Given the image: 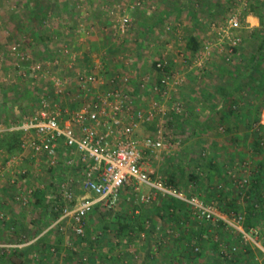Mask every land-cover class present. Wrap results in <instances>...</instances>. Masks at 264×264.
Masks as SVG:
<instances>
[{
  "label": "rangeland",
  "instance_id": "1",
  "mask_svg": "<svg viewBox=\"0 0 264 264\" xmlns=\"http://www.w3.org/2000/svg\"><path fill=\"white\" fill-rule=\"evenodd\" d=\"M159 1L0 0V123L17 124L38 110L40 98L53 94L57 78L73 89V73L79 70L127 76L124 90L134 99L136 108H145L154 97L150 91L157 82L154 65L163 62L172 74L183 77L174 94L182 114H175L172 124H163L173 146L162 150V160H147V167L161 174L166 183L168 175L175 171L177 189L207 203L201 184L211 175L200 165L207 158L217 162V148L227 137L218 124L216 112L222 107V95L217 89H231L238 81L234 98L240 99L244 108H260L259 125L254 124L252 129L264 124V88L252 92L248 86L254 68L252 60L264 43V0ZM30 3L38 20L28 17ZM91 12L96 19L87 17ZM123 19L127 21L122 31ZM233 19L238 23L236 28L229 23ZM191 38L198 45L195 52L190 49ZM94 39L96 45L92 44ZM17 42L21 52L30 56L28 62L10 54V46ZM157 45H163V50L157 51ZM64 47L67 52L59 53L58 49ZM38 63L46 78L41 77V72L32 74L31 66ZM260 68L264 74V63ZM58 99L62 108H70L67 100ZM165 111L159 122L167 120L168 108ZM209 111L211 117L205 119ZM156 123L142 125L135 137L140 140L151 136ZM236 123L239 131L232 137L245 131L244 119ZM190 133H196L191 140L194 148L189 142ZM58 155L61 161L65 157L75 160L71 152L61 150ZM31 158L20 147L11 155L0 148V188L5 185L11 189L8 176L20 174L14 183L19 188L0 192V264H264L261 225L254 228L253 234H247L246 244L234 232L216 229L213 224L202 229L211 224L182 203L184 212L177 217H161L162 213L155 209L164 200L162 196L145 202L130 187L119 191L112 208L91 212L83 222V234L78 235L70 217L59 218L53 208L64 204L58 200L57 184L70 181L75 199L69 208L75 209L82 197L79 175L75 169L62 168L60 164L49 168L44 156ZM249 163L247 160L243 167L245 177L252 168ZM75 165L81 166L77 161ZM21 171H25L23 175ZM20 177L28 180L25 187L35 189L28 206L15 200L16 192L24 188ZM209 185L215 186L212 182ZM147 191L141 189L144 194ZM38 195L41 199L37 202ZM128 219L133 222L119 234L111 227ZM192 223L202 231L200 238L190 237L192 243L187 250L178 225L188 232ZM104 231L113 244L110 248L97 244L93 249L86 248L88 241L101 240ZM195 246L200 253L196 259L189 252ZM19 251L23 254H16Z\"/></svg>",
  "mask_w": 264,
  "mask_h": 264
},
{
  "label": "built area",
  "instance_id": "2",
  "mask_svg": "<svg viewBox=\"0 0 264 264\" xmlns=\"http://www.w3.org/2000/svg\"><path fill=\"white\" fill-rule=\"evenodd\" d=\"M126 21L121 20L122 31ZM229 23L231 27H238L234 19ZM20 46L18 42L13 43L10 54L20 61L28 62L31 58L21 52ZM58 52L67 51L64 47ZM154 67L157 82L150 88L154 97L145 108H136L134 99L124 90L129 81L127 76L110 77L103 71L99 74L79 70L73 73V91L65 86L62 79L57 78L53 94L40 98L38 110L17 124L3 126L0 123V133L21 132V150L29 152L34 160L44 156L49 168L60 164L62 168L75 169L80 177L78 190L82 194L81 199L75 209L70 210L69 204L75 199L72 193L74 188L69 185L70 181H59L56 192H59L58 200L64 204L59 203L53 210L59 218L70 217L78 235L83 234V222L95 207L112 208L119 199V191L130 187L145 202L155 196H162L182 203L205 222L222 223L239 232L246 241L247 233L241 227L242 215L226 214L214 203H204L196 196L186 195L167 185L161 174L147 167V160H162V150L172 145L163 124H169L172 114H182L181 103L174 98V94L183 83V77L172 74L163 62H156ZM41 70L40 63L31 66L34 75ZM44 75L41 72L42 78H46ZM57 98L61 102L66 98L68 103L77 107L64 109L56 102ZM167 108L170 113L167 112V120L159 122L166 115ZM153 121L157 123L152 135L138 140L135 136L141 126ZM61 150L71 152L75 160L65 157L61 161L58 155ZM75 161L81 165L79 168H76ZM9 181L14 184L15 176ZM141 189L148 191L144 194ZM34 193V188L25 187L22 192H16L15 200L22 206H28Z\"/></svg>",
  "mask_w": 264,
  "mask_h": 264
},
{
  "label": "trees",
  "instance_id": "3",
  "mask_svg": "<svg viewBox=\"0 0 264 264\" xmlns=\"http://www.w3.org/2000/svg\"><path fill=\"white\" fill-rule=\"evenodd\" d=\"M28 17L30 20H38V13L34 11L33 6L28 4ZM38 33V31H35ZM190 49L195 52L198 49L194 38L190 39ZM263 49L264 43L259 46L258 55L252 60L254 68L252 69V75L249 74L248 86L252 92L257 90H263L264 88V74L261 72V65H263ZM236 81L231 89L218 88L217 93L222 95L221 97V109L216 112L219 114L218 124L222 127L221 133L230 137L229 143L220 144V148H217L216 159L217 162L207 158V161L202 163L200 166L203 171L209 172L208 178H206V183L201 184V189L203 190V195L205 200L209 201L207 203H214L218 206L220 211L226 214H240L242 215L241 227L243 231L247 234H253L254 228L258 225H261L264 229V124L260 125L258 129H252L254 124L259 125V111L253 106H244L241 105L240 99L234 98L232 95L234 93L233 89H238L236 86L238 84ZM253 84V86L250 84ZM236 85V86H235ZM77 105H71L70 108L74 109ZM264 107V104L261 105ZM258 111V112H257ZM173 115V114H172ZM175 119L176 116L174 115ZM239 118L244 119V128L245 131L243 134L232 137L233 130L238 128L236 122L239 121ZM264 118V111H263ZM196 133H193L194 137ZM231 135V136H230ZM0 148L4 149L9 155L13 154L16 150L19 149L21 144V132L11 131L0 134ZM192 143V142H191ZM192 143V147L194 148ZM241 148V150H240ZM204 150L202 149L201 152ZM249 151V152H248ZM201 152L199 155H202ZM247 160L252 163V168H250L249 174L245 177L243 173V167ZM249 163V164H250ZM198 164H196L197 166ZM244 165V166H243ZM192 180L195 182L196 177L191 173ZM175 178V171L170 173L166 178L167 185L177 188ZM212 180V181H211ZM214 183L215 186L211 187V184ZM222 182V183H221ZM209 183V184H208ZM37 202L41 199V196H37ZM164 200L160 203V206H156V213L161 214V217H177L180 212H184L181 208V203H177L175 200L170 198H163ZM215 202H213V201ZM185 206V205H183ZM106 209L104 207L97 206L94 210ZM133 221L131 219L125 220V224L118 223L117 225H111L113 229H116V232L119 234L122 230L127 229ZM193 224V223H192ZM216 229H226L227 231L234 232L239 238L242 239V235L239 232L233 231L230 228H227L222 223L213 224ZM180 228V236L185 244L184 249L188 250V246L192 243V238L190 237L195 235V237L200 238V232L203 228L212 227L202 226V229L198 230L195 227V224L191 227L190 231H186L183 226L178 225ZM106 227H104L105 229ZM194 229V230H193ZM198 233L196 234V232ZM255 235V234H254ZM189 240V242H188ZM243 240V239H242ZM180 241V240H179ZM244 241V240H243ZM89 246L86 248H94L97 244L99 247L106 246L110 248L113 244L109 242L107 234L104 231V234L101 237V240L88 241ZM245 242V241H244ZM246 243V242H245ZM247 244V243H246ZM198 247V245H196ZM195 246V247H196ZM196 247V248H197ZM190 255L194 256L196 259L200 256V253L195 248H190ZM15 251V250H14ZM193 253V254H192ZM16 254H23L22 251L17 252ZM93 254V253H92ZM19 264H23L20 262Z\"/></svg>",
  "mask_w": 264,
  "mask_h": 264
},
{
  "label": "crops",
  "instance_id": "4",
  "mask_svg": "<svg viewBox=\"0 0 264 264\" xmlns=\"http://www.w3.org/2000/svg\"><path fill=\"white\" fill-rule=\"evenodd\" d=\"M107 1H109V0H107ZM161 1H162V0L159 1L160 4H162ZM163 2H164V1H163ZM109 3H110V2H109ZM92 12H94V11H92ZM92 12L89 13L87 17H88V18H89V17H92V19H96L95 16H92V15H93ZM33 34H34V33H33ZM62 34H63V33H62ZM94 35H97V34H94ZM93 41H95V39L92 40V44H93V45H96V43H94ZM163 48H164L163 45H161V47H160V45H157V48H156V49H157V51H161V49L163 50ZM142 69H143V68H142ZM73 70H75V69H73ZM72 82H73V81H72ZM70 90L73 91V89H71V88H70ZM175 93H176V92H175ZM174 97H175V96H174ZM63 100H67V99H66V98H63ZM189 101H190V99H189ZM67 102H69V101H67ZM69 105L71 106L70 103H69ZM211 114H212V112H210V111H209L207 114H205V119H206V118L209 119V117H211ZM173 115H175V114H173ZM173 115H171V116H173ZM173 119H174V118L171 117V120H170V123H171V124H172L171 121H172ZM208 119H207V120H208ZM207 122H208V121H207ZM220 128H221V130H222V127H220ZM237 131H239V128H237L236 130H233L232 134H234V133L237 132ZM200 133L202 134V131H201V130H200ZM192 134H193V133H190V136L188 137L189 140H190L189 142H193V141H191V140H193V139L195 138V135H194V137H193ZM224 140H225V142L222 143V144L229 143L230 137H229V136L224 137ZM177 142L181 144L182 141H177ZM178 143H177V144H178ZM8 162H9V160H8ZM8 162H7V163H8ZM8 164H9V163H8ZM15 172H16V170H15ZM21 172H22V171H21ZM2 174H3V173H2ZM18 175H20V174L17 172V173H16V176H15V180H16V182H18V181H17V180H18V179H17V178H18ZM22 175H23V174H22ZM0 176H1V175H0ZM13 176H14V175H13ZM13 176L9 175V176H8L9 178H8V180H7V182L10 183V185H9V184H8V185L10 186V188H11V186H12V188H11V189L6 188L7 186L4 185L3 188H2V187L0 188V192H12L13 188H18V187H19L18 184H17V185H16V184H12L11 181H9V180H11V179L13 178ZM24 177H25V175H24ZM22 178H23V177H20L19 179H20V182H22V181L24 182V183H23V187L25 188V186H27V183H26V182H27L28 180L25 179V178H24V179H22ZM1 179H2V178H0V181H1ZM30 184H31V183H29L28 185H30ZM24 185H25V186H24ZM14 192H15V191H14Z\"/></svg>",
  "mask_w": 264,
  "mask_h": 264
}]
</instances>
